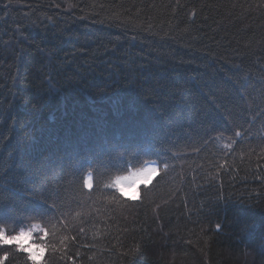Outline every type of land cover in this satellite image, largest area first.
Here are the masks:
<instances>
[{"label": "trees", "instance_id": "1", "mask_svg": "<svg viewBox=\"0 0 264 264\" xmlns=\"http://www.w3.org/2000/svg\"><path fill=\"white\" fill-rule=\"evenodd\" d=\"M34 225L36 264H264V0H0V227Z\"/></svg>", "mask_w": 264, "mask_h": 264}, {"label": "snow or ice", "instance_id": "2", "mask_svg": "<svg viewBox=\"0 0 264 264\" xmlns=\"http://www.w3.org/2000/svg\"><path fill=\"white\" fill-rule=\"evenodd\" d=\"M239 135V133H237ZM157 171L155 168H150L145 170L143 173L136 176L133 180V183L129 185V187H135L137 183L140 184H148L151 182L153 174ZM91 179V174H89L88 178L84 180V184L87 188H92V184L89 182ZM119 183V182H118ZM121 192H123V188H121ZM127 195V193H124ZM132 199H136V196H132ZM219 227V226H218ZM34 230L39 231L42 234V239L47 238L48 230L46 228H41L40 225H34L33 228H30L27 231H19L16 234L8 235L5 230L0 227V248L5 246H10L15 244L19 251H23L28 253V259L33 261V264H36L37 257L44 250L45 245L40 244L33 246V244L29 243L31 238L34 235ZM35 247V250H34ZM8 258V252L5 251L2 256H0V264H5V261Z\"/></svg>", "mask_w": 264, "mask_h": 264}, {"label": "rangeland", "instance_id": "3", "mask_svg": "<svg viewBox=\"0 0 264 264\" xmlns=\"http://www.w3.org/2000/svg\"><path fill=\"white\" fill-rule=\"evenodd\" d=\"M125 187H124V193H127V197L131 198L132 196H135L136 194V186L135 187H129L130 184L133 182L126 180L125 182Z\"/></svg>", "mask_w": 264, "mask_h": 264}]
</instances>
